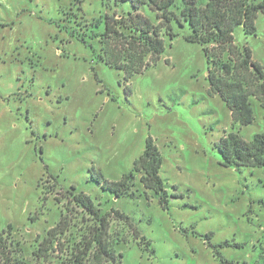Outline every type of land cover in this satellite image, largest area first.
<instances>
[{"label": "rangeland", "instance_id": "1", "mask_svg": "<svg viewBox=\"0 0 264 264\" xmlns=\"http://www.w3.org/2000/svg\"><path fill=\"white\" fill-rule=\"evenodd\" d=\"M105 13L103 0H0V232L11 226L30 261L68 214L62 249L75 244L94 225L69 203L75 188L102 214L130 218L111 219L115 264H264V168L224 167L217 147L230 133L246 141L263 133L264 107L252 98L254 122L234 123L210 92L204 48L185 39L189 26L174 24L161 59L126 81L93 37ZM234 41L264 68L263 14L256 36L238 27ZM150 136L167 208L141 174L120 198L95 179L131 175Z\"/></svg>", "mask_w": 264, "mask_h": 264}, {"label": "trees", "instance_id": "2", "mask_svg": "<svg viewBox=\"0 0 264 264\" xmlns=\"http://www.w3.org/2000/svg\"><path fill=\"white\" fill-rule=\"evenodd\" d=\"M103 3L105 15L92 24L104 28L93 37L99 38L102 61L112 69L123 71L126 81L143 74L161 59L167 39L177 37L174 24L182 28L189 26L191 33L185 36L186 41L202 45L210 64L207 76L210 92L223 100L235 124L246 127L254 122L252 98L264 107V68L253 59L250 48L235 44L234 33L243 27L246 35H257V19L264 15V0L258 3L253 0H103ZM147 10L154 14V20ZM217 147L224 167L264 168V132L256 134L251 141L230 133ZM162 165L161 152L150 136L131 175L120 182H109L102 175L95 179L104 190L120 198L130 190L134 175L141 174L144 188L162 195L161 204L167 208L169 200L160 175ZM73 192L69 193L72 198L69 203L82 209L94 223L81 240L62 249L61 238L71 230V220L68 214H63L59 223L38 242L32 260L28 261L22 256L23 250L10 226L0 232V264H55L56 252L64 255L59 264H103V261L115 264L110 242L111 219L129 223L130 218L121 212L102 214L88 196ZM135 237L141 238L137 231Z\"/></svg>", "mask_w": 264, "mask_h": 264}]
</instances>
